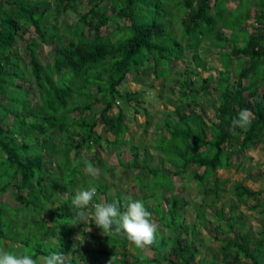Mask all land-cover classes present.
Returning a JSON list of instances; mask_svg holds the SVG:
<instances>
[{
	"label": "trees",
	"instance_id": "trees-1",
	"mask_svg": "<svg viewBox=\"0 0 264 264\" xmlns=\"http://www.w3.org/2000/svg\"><path fill=\"white\" fill-rule=\"evenodd\" d=\"M237 1L234 8L243 6L242 11L224 8L226 0H0V196L12 187L19 204L12 206L0 198V248L16 254L28 251L38 260L50 252H62L70 255V264H78L72 245L83 244L71 235L83 233L82 228L93 221L69 224L75 216L71 200L76 187L80 191L95 188L88 207L94 209L93 204L100 202V194L108 189L105 175L109 166L97 151L109 147L123 167L138 169L131 184L143 189L153 185L152 189L161 192L168 203L165 213L160 203H144L152 197V189H145L142 202L164 227L177 234L173 238L156 231L147 253L132 245L136 251L132 254L127 252L126 235L113 226L109 235L88 233L95 242L93 254L104 264L112 256L119 264H209L202 257L196 263L193 259L199 249L195 243L198 224L206 219L207 197L220 191L217 170L232 167L236 151L264 141V0ZM69 10L75 18L58 24ZM172 20L180 26L179 37L171 30ZM30 26L34 35L26 41L28 60H24L15 45ZM225 30L230 31L227 36ZM203 42L220 49L216 76H202L199 86L185 74L176 79L178 91H171L174 99L167 95L165 101L176 115L167 113L161 125L165 130L156 131L154 147L161 152V164H140L141 144H132V138L125 137L129 130L125 113L131 102L139 104L141 92L123 84L132 79L140 82L138 76L144 78L147 70H152L161 86L170 83L171 62L186 50L194 64L189 72L201 75L206 68ZM42 45L50 47L51 58L46 62L39 56ZM231 73L238 76L237 82L231 81ZM213 81L219 102L212 105L214 118L206 120V111L188 107L198 105L197 96L211 93L209 83ZM259 94L261 98L256 99ZM245 108L251 113L250 126L233 131L232 120ZM123 144L127 147L122 148ZM124 150L130 152L128 157ZM83 151L93 153L92 158ZM84 160L100 169V178L85 174ZM166 164L173 168L170 172L164 169ZM189 164L203 170L189 173ZM168 174L194 178L200 185L215 177L213 187L203 189L196 221L184 222L180 209L185 200L170 192L173 180H169L170 190L163 187L158 176ZM256 175H264V163L261 171L246 174L248 178ZM232 193L236 200L228 207L227 227L222 229L223 236H213L220 242L222 264H264V225L253 237L241 230L243 221L239 219L235 237H226L236 225L234 212L239 204L257 197L261 190L236 181ZM113 195L121 212L126 210L129 196L137 200L119 190ZM259 206L264 213V203L257 201L252 207ZM216 214L215 228L219 229L223 209ZM182 230L189 231V239L181 238ZM98 242L103 246H96ZM79 257L86 259L85 255Z\"/></svg>",
	"mask_w": 264,
	"mask_h": 264
},
{
	"label": "rangeland",
	"instance_id": "rangeland-1",
	"mask_svg": "<svg viewBox=\"0 0 264 264\" xmlns=\"http://www.w3.org/2000/svg\"><path fill=\"white\" fill-rule=\"evenodd\" d=\"M237 0H226L225 4H223L224 8H228L229 10H234ZM86 6V5H85ZM83 5L79 8L82 9ZM243 6L234 11H242ZM254 13V12H253ZM251 13V16H253ZM74 13L72 11H68L66 15L56 22L60 24V21L66 20L71 22L73 17L75 18ZM230 18V17H228ZM252 18L249 22H252ZM172 27L171 30L176 34L177 37L180 36V26L179 24L172 20L171 21ZM237 27V26H236ZM111 28V27H110ZM250 29V28H249ZM253 29V28H252ZM229 30H225L224 34L227 36L229 34ZM34 35V28L32 26L29 27L26 33L18 36L16 40V49L20 52V55L24 60H28L27 57V50L25 48L26 41H28L31 36ZM202 47L206 49L204 52V58L206 60V68L205 70L202 69L201 75H194L189 72L190 69L194 67L190 59V54L186 50L183 52L180 59L172 60L171 66L172 71L170 73V77H173L170 83H164L161 86L160 82L154 79L153 74L151 73L152 70H147L144 75L138 76L141 77V81L138 82L135 79H132L130 82H126L123 84V87L129 90H139L141 92L142 100L139 104L130 103L129 106L126 107V118L128 121L129 130L125 134L126 138H132V144H141L139 146L138 152L140 156L138 158V162L142 165H147L153 167L152 165L160 166L162 155L161 152L156 149L154 146L156 144V131L163 132L165 129L161 127L164 122V118L167 113H171L172 116H175L176 113L173 109L172 105H167L165 103L167 95H169L170 99H174L175 94L171 93V91L177 92L178 85L176 83V79L178 77L189 76L191 79L195 80V85L199 86L202 83V76H206L208 74H213L216 76V69L218 67V63L220 61L219 52L220 49L217 46H209L208 42H203ZM39 56L43 62L48 61L47 58H51L50 47L48 45H42L39 47ZM135 78V77H134ZM238 76L235 73H231V81L233 83L237 82ZM242 84H246V80H241ZM215 81L209 83V89L211 91L210 94L204 96H197L198 105L194 106L191 103L188 109L195 108V112H199L201 109L206 111V120L213 117L212 113V105H216L219 102L218 92L214 89ZM261 92V89H260ZM256 99L261 98V94L255 97ZM136 109V110H135ZM117 107H113L111 112L115 113ZM99 132L103 137H106L107 133L105 132L104 127L99 125L98 127ZM154 140V141H153ZM131 145V143H128ZM104 146V145H103ZM122 148L127 147L125 144L121 146ZM133 147V146H132ZM131 147V150H132ZM99 155L101 158L106 159L107 165L109 166V171L106 172L105 179L108 184V189L105 193L100 194V202L99 203H111L115 200L114 193L119 190L122 191V195H130L132 194L133 197H137V200L142 201V194L145 191H149L153 188V185L150 187H146L143 189L138 184H131L133 178L139 174L138 169L136 168H125L123 167L116 158V153L109 147L104 149H98ZM145 152H149L147 156H150V159H146ZM84 156L92 158L93 153L91 152H82ZM130 154L129 151L124 150L123 155L128 157ZM232 163L234 164L230 168H220L217 170V174L219 177V188L220 191L217 196L213 193L207 197V202L209 205L206 207V219L204 224H198V231L196 234L195 243L198 246V254L197 257L193 259V262H197V260L202 257V262L204 263L206 260H209V264H222L221 254L219 252L220 242L219 240H215L213 236L217 234V236H223L222 229H226V219L228 217V207L231 202H235V197L232 193V186L233 184L238 181L241 182L243 185L250 187L253 190H261V193L255 197L250 198L245 202L239 204L237 210L234 212L236 215V225L232 227L230 230L231 232H227L226 237L231 239L235 237L237 232L239 231L238 228V221L239 219L243 221V225L241 226V230L243 232H248L253 237H256L260 231L263 229L264 225V213L260 212L261 206L253 208L252 206L256 204L257 201L264 203V175L248 178L246 174L249 172L251 174H255L258 171L263 169L264 163V141H257L252 148L243 150V151H236L235 154L232 156ZM52 163H55L53 161ZM165 170H169V172L173 169L169 164L164 165ZM96 167V166H95ZM48 169H51L48 166ZM202 167H197L193 164L188 165V172H200L202 171ZM141 180L147 184V180L145 177L140 174ZM170 176V177H169ZM170 174L164 176H158L162 185L165 189H171V184L169 180H173L174 188L170 191L171 193L177 194L181 199L185 200L183 208L180 210L184 211V222L186 224L192 223L197 219L198 208L203 202V189L205 185L209 187H213V181L215 177L212 175L208 178V182H205V185H200L196 179L188 178L187 176L180 177V176H172ZM100 178V177H98ZM207 183V184H206ZM206 186V187H207ZM76 192H79V188L74 189ZM153 190V195L150 198H147L144 203H149L150 205H156L160 203V210L161 212L165 213L168 203L165 199L161 197V192ZM145 191V192H146ZM14 190L12 187L7 189L0 198L3 200L8 201L12 206L19 205L16 200L13 198ZM113 195V196H112ZM64 198L67 196L66 190L61 194ZM94 205V204H93ZM89 212V215L94 212V209L91 207L86 208ZM220 209H223L224 216L222 218V222L219 223V229L215 228L218 224L217 221V214L216 212ZM126 211V210H125ZM152 222L157 226L158 234H167L171 237H176V232L174 230H170L167 227H164L161 221L159 220L156 213L151 214ZM225 220V221H224ZM83 233H73L71 237L74 240H80L83 244V247L78 246L77 244H73L72 246L76 250V259L78 264H104L102 263L92 252L95 249V242L90 238L88 235L89 232L97 236H104L105 234L103 231L95 224L91 226H84L82 228ZM188 230L181 231V238L188 237L189 235ZM54 242H56L57 238L53 237ZM98 247H102L103 243L98 242ZM127 252L128 253H136L135 249L133 248L130 242L127 243ZM253 248V245L250 244V249ZM119 250V249H118ZM147 248L142 250L145 253ZM79 255H85L86 259L83 261ZM68 257L70 255H67ZM212 257L215 258L212 261ZM130 260L131 258L128 257ZM247 259H243V262H247ZM114 264H119L117 261Z\"/></svg>",
	"mask_w": 264,
	"mask_h": 264
},
{
	"label": "clouds",
	"instance_id": "clouds-1",
	"mask_svg": "<svg viewBox=\"0 0 264 264\" xmlns=\"http://www.w3.org/2000/svg\"><path fill=\"white\" fill-rule=\"evenodd\" d=\"M251 118V113L247 108L239 110L237 117L232 120V130L235 131L236 128L247 129L251 124ZM83 163L86 175L94 178L99 177V168L88 160H84ZM95 195V188L82 190L75 194L71 200L75 216L69 224L75 225L80 224V222L94 221L106 235H109L115 226L116 232L126 235L127 240L140 250H144L154 243L157 226L152 222L151 213L145 208L142 201L133 200L129 196L124 205L126 209L124 212L120 211L119 202L96 203L93 205L94 212L89 215L85 209L92 204ZM115 259L116 257L112 256L108 264H114ZM0 264H70V259L62 252L53 251L38 260L28 251L16 254L0 248Z\"/></svg>",
	"mask_w": 264,
	"mask_h": 264
}]
</instances>
